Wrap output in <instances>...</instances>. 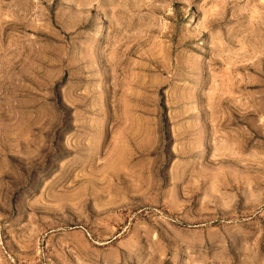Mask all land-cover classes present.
Returning <instances> with one entry per match:
<instances>
[{
  "label": "rangeland",
  "instance_id": "rangeland-1",
  "mask_svg": "<svg viewBox=\"0 0 264 264\" xmlns=\"http://www.w3.org/2000/svg\"><path fill=\"white\" fill-rule=\"evenodd\" d=\"M0 264H264V0H0Z\"/></svg>",
  "mask_w": 264,
  "mask_h": 264
}]
</instances>
